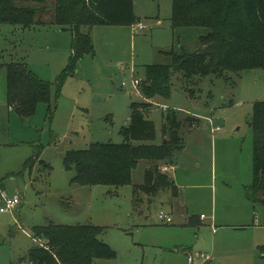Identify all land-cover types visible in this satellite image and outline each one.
I'll return each instance as SVG.
<instances>
[{"label": "rangeland", "instance_id": "rangeland-1", "mask_svg": "<svg viewBox=\"0 0 264 264\" xmlns=\"http://www.w3.org/2000/svg\"><path fill=\"white\" fill-rule=\"evenodd\" d=\"M53 15L51 10L44 18ZM135 16L132 25L84 28L92 37L94 54L70 71L71 31L47 25L15 33L13 26L0 25V64L19 59L53 85L51 103L39 104L25 119L9 106L6 66L0 70V264H30L28 254L37 245L32 228L51 224L103 228L99 240L116 257L97 264H187L189 251H207L199 236L200 220L208 224L206 217L244 208L238 199L244 198V186L253 182L250 122L255 104L264 102V69L198 78L188 86L180 72L175 73L171 98L147 102L142 88H134L135 79L142 84L147 67L171 65V52L200 51L201 37L211 30L175 28L173 0H135ZM138 22L145 28L135 33ZM66 73L58 93L56 83ZM133 102L150 104L144 116L154 122L157 136L145 144L159 146L170 138L162 131L167 110L183 120L178 126L183 148L174 160L176 170L170 171V163L140 161L132 185L73 184L76 171L64 168L67 152L124 143L121 132L130 124ZM186 120L196 121L192 125ZM154 169L179 183L178 198L170 191L148 196L136 190L144 185L146 172ZM5 197L19 198L20 204L3 213ZM249 204L255 208L257 227L230 232L240 239L228 237L226 247H231L230 241L248 245L233 246L224 264H264V207ZM161 213L170 215L173 223L161 220ZM217 248L220 251L219 244ZM239 252L244 255L236 258Z\"/></svg>", "mask_w": 264, "mask_h": 264}, {"label": "trees", "instance_id": "trees-1", "mask_svg": "<svg viewBox=\"0 0 264 264\" xmlns=\"http://www.w3.org/2000/svg\"><path fill=\"white\" fill-rule=\"evenodd\" d=\"M51 10L54 15L46 20L44 17ZM135 22V0H0V25L26 30L54 25L71 31L69 71L86 56L94 54L92 37L83 32L84 28ZM172 23L175 28H207L211 32L201 37L202 48L195 54L171 52V65L147 67L140 85L145 101L169 100L175 73L180 72L188 86L198 78L264 69V0H173ZM3 66L8 76V104L22 118L32 117L39 104L51 103L53 85L39 79L26 63L18 60L0 64V70ZM66 75L56 83L58 93ZM190 93L193 96L194 92ZM147 102L132 103L130 125L121 132L124 143L94 144L87 150L67 152L64 168L76 171L73 184L120 188L132 185L133 172L140 161L174 163L183 148L178 127L183 120L174 111L167 110L162 131L164 138L167 135L170 138L159 146L145 144L155 141L157 136L154 122L144 116L150 108ZM186 121L193 123V120ZM250 126L254 133L253 182L246 192L254 204L261 203L264 207V102L255 104ZM40 163L50 167L43 161ZM136 190L148 196L161 191H170L175 199L179 196L175 182L158 169L148 170L144 185ZM31 232L37 245L28 254L30 264H97L116 257L99 240L103 228L98 226L51 224L34 227Z\"/></svg>", "mask_w": 264, "mask_h": 264}, {"label": "crops", "instance_id": "crops-1", "mask_svg": "<svg viewBox=\"0 0 264 264\" xmlns=\"http://www.w3.org/2000/svg\"><path fill=\"white\" fill-rule=\"evenodd\" d=\"M42 26H47V25H42ZM42 26H37L38 27H42ZM51 28L52 27H55L54 25H49ZM35 28V29H37ZM13 31L15 33H17L18 31L19 32H26L27 30L26 29H22L20 27H13ZM34 29V28H32ZM57 29H59L60 31H64V30H61L60 27H58ZM71 39L73 40V35L71 33ZM19 60V59H18ZM84 60V59H83ZM82 60V61H83ZM23 62V61H22ZM15 111V110H14ZM196 120H193V123H195ZM192 123V125H193ZM130 125V124H129ZM128 125V126H129ZM127 126V127H128ZM126 128V127H124ZM177 161H175V163H173V165H171L172 167L170 168V171L173 172L174 170H176V163ZM252 173H253V170H252ZM238 175V178L241 177L242 175V172L237 174ZM173 177V176H172ZM173 179V178H172ZM247 179V178H246ZM215 180H216V177H215ZM248 180V179H247ZM252 180H253V176H252ZM247 183V181H244ZM177 188H178V191L180 193V188H179V183L175 182ZM216 184V182H215ZM244 186V184L242 185ZM247 186H244V190H243V195H244V198L243 199H238V201H240L241 203H239L238 205L239 206H243L244 208H239L237 210H231L229 211L230 213L228 214H223V216H219L217 213L214 214L212 217L210 218H205V220H208L209 223L208 224H205L204 222L202 223V221L200 220V226H202V229L203 231L200 232L199 236H200V240L202 242V245L205 250L207 251H204V250H200L201 252H207L208 255L211 256V260L209 262H207L206 264H224L225 263V260L227 258V254L230 253L231 249L232 250H235L234 248H232L233 246H236V248L240 247L242 245H248V241H245V242H241V243H234L233 241H230V246L231 247H226L227 245V238L229 237V239H240V238H236V237H231L230 236V232L231 231H234V232H237V233H246L245 231H247L248 229L252 228V227H257L255 225L256 223V211H255V208L252 207L249 203L252 202L248 196H247ZM179 197V196H178ZM240 198V197H239ZM242 198V197H241ZM253 203V202H252ZM254 204V203H253ZM180 207L182 208V206L184 207L185 206V201H184V198L180 201ZM173 209L170 210V213L172 212L173 213ZM193 219V221H197L195 218H191ZM202 220L204 218H201ZM184 221H186V218H183ZM206 229L208 231H211V233L214 235L213 238L210 237L211 233H206ZM209 240V246H206L205 243ZM217 244L220 245V251L218 250L217 248ZM249 244L251 245L252 247V242L249 240ZM247 250V248H246ZM206 253V254H207ZM189 255H196V254H192V252H188L187 253V264H189L188 262V256ZM213 255V257H212ZM244 255V252H239L236 254V258H240ZM215 257V259H214ZM199 259H196V263H199Z\"/></svg>", "mask_w": 264, "mask_h": 264}, {"label": "built area", "instance_id": "built-area-1", "mask_svg": "<svg viewBox=\"0 0 264 264\" xmlns=\"http://www.w3.org/2000/svg\"><path fill=\"white\" fill-rule=\"evenodd\" d=\"M145 27L142 23L136 24L135 25V33H139L141 30H143ZM141 85V81L139 79H135L134 81V88L138 90V87ZM124 86L125 83H124ZM219 129V128H218ZM5 207L1 209V212H9L13 208H15L18 204H20L19 198H7L5 197ZM204 218V216L202 217ZM160 219L166 222L167 224L173 223V219L170 215L161 213L160 214ZM196 259H199V263H196ZM211 260V256L205 253H198L196 255H189L188 256V262L189 264H206Z\"/></svg>", "mask_w": 264, "mask_h": 264}]
</instances>
